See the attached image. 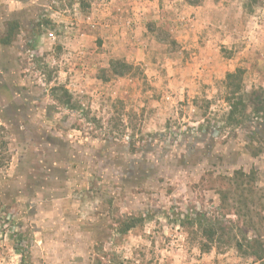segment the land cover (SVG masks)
Instances as JSON below:
<instances>
[{
    "label": "rangeland",
    "instance_id": "1",
    "mask_svg": "<svg viewBox=\"0 0 264 264\" xmlns=\"http://www.w3.org/2000/svg\"><path fill=\"white\" fill-rule=\"evenodd\" d=\"M116 1L0 0V45L17 38L21 46L14 74L0 80V264L264 263L249 254L253 233L231 214L227 179L254 171L262 188L254 209L264 220V142L249 144L248 122L227 126L228 71L186 82L188 95L175 99L195 72L181 50L190 21L165 7L158 24L127 33L118 48L97 31ZM263 4L243 0L247 13ZM227 56L221 48L214 61ZM112 60L128 74L113 76ZM238 68L247 93L264 90L255 67ZM234 134L246 151L236 168L219 154ZM195 212L218 231L207 253L196 228L181 223ZM130 220L139 222L121 233Z\"/></svg>",
    "mask_w": 264,
    "mask_h": 264
},
{
    "label": "crops",
    "instance_id": "2",
    "mask_svg": "<svg viewBox=\"0 0 264 264\" xmlns=\"http://www.w3.org/2000/svg\"><path fill=\"white\" fill-rule=\"evenodd\" d=\"M119 2L120 4L116 1L117 4L113 6L116 9V12L112 10L113 16L109 14V10H106L104 16L106 15L107 18L101 21L104 25L97 30L98 35L103 39L101 41L118 44V48L123 45L120 38L127 33L136 36L147 32V24H158L165 7L174 8L178 12L176 15L185 16L187 21H190L193 29L186 33L181 31L186 39L181 50L184 49L190 56L192 55L191 59H194L192 68L195 72L192 80L179 81V87L182 90L179 88L178 92H174L175 99L180 100L188 95L185 88L186 82L193 81L194 85L199 84L201 76L212 78L215 72H221V68L224 72L231 73L238 67L244 69L255 67L257 75L260 74L257 80H264L259 66V61L264 60V4L247 13L244 11L243 0H204L201 5L194 7L186 5L183 0H133L136 7L132 13L121 6L124 5L122 0ZM99 12L103 15L101 9ZM125 12L127 14H124ZM0 21L2 22L1 19ZM1 29L3 28L0 24V34ZM89 34L94 36L93 33ZM32 37L34 38V35ZM10 45L12 46L0 45V80H10L16 67L13 63L21 61L20 41L18 42L16 38ZM131 45L135 46L133 43ZM221 48L227 49L229 54L222 66L214 61V58L217 59L216 61L219 60L217 55ZM250 65L251 68H249ZM168 81L170 85L176 82V80ZM235 135L231 136L219 149L220 158H223L224 164L234 168L241 164L237 162L236 157L242 155L243 151L246 153L243 146L240 148V145L235 144ZM250 157L248 155L249 159Z\"/></svg>",
    "mask_w": 264,
    "mask_h": 264
},
{
    "label": "trees",
    "instance_id": "3",
    "mask_svg": "<svg viewBox=\"0 0 264 264\" xmlns=\"http://www.w3.org/2000/svg\"><path fill=\"white\" fill-rule=\"evenodd\" d=\"M188 6H199L203 0H183ZM16 26V25H14ZM15 27L9 29L7 35L2 39L3 45H8L12 41L13 31ZM34 35V39H36ZM35 43V41H34ZM110 72L115 77H123L128 74L131 67L119 60H112L109 63ZM243 71L237 68L234 72L226 73L224 85L227 94L224 98L228 106V113L226 116L227 126L238 127L244 122H248L250 130V145L259 144L264 142V90L257 89L250 93H247L242 80ZM65 93V92H64ZM67 97V96H66ZM69 99V98H68ZM68 104V101L65 102ZM201 129V127H200ZM205 130V129H204ZM207 130V129H206ZM221 130L220 128L217 131ZM262 153V149L258 148L256 151L250 153L255 157ZM227 184L232 191H229L228 195L232 196V202L234 204V211L231 213L242 221L245 232L253 233L251 238H247L246 245L249 248V254L252 255L257 261L264 259V228L261 222L264 221L260 217V214L254 209L255 206L261 201L260 193L262 188L256 183L255 172L249 171L245 173L243 171H235L233 175L227 179ZM228 196L224 195L222 203L226 206ZM139 221L130 220L127 224H124L120 230L121 233H127L131 229L135 228ZM185 227H194L198 231L203 242L200 244V251L207 253L211 249V245L215 243L218 231L215 228L211 218L207 213L195 212L191 216H184L181 221ZM235 247L238 251L243 253V244L235 242ZM122 264V263H120ZM264 264V263H262Z\"/></svg>",
    "mask_w": 264,
    "mask_h": 264
},
{
    "label": "built area",
    "instance_id": "4",
    "mask_svg": "<svg viewBox=\"0 0 264 264\" xmlns=\"http://www.w3.org/2000/svg\"><path fill=\"white\" fill-rule=\"evenodd\" d=\"M50 36H52V34H50Z\"/></svg>",
    "mask_w": 264,
    "mask_h": 264
}]
</instances>
